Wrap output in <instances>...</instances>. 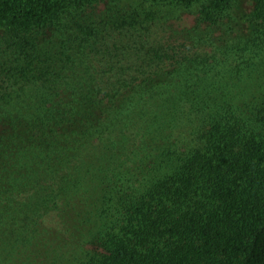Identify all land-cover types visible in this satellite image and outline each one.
<instances>
[{
    "label": "trees",
    "instance_id": "16d2710c",
    "mask_svg": "<svg viewBox=\"0 0 264 264\" xmlns=\"http://www.w3.org/2000/svg\"><path fill=\"white\" fill-rule=\"evenodd\" d=\"M0 264H264V0H0Z\"/></svg>",
    "mask_w": 264,
    "mask_h": 264
},
{
    "label": "rangeland",
    "instance_id": "374dc122",
    "mask_svg": "<svg viewBox=\"0 0 264 264\" xmlns=\"http://www.w3.org/2000/svg\"><path fill=\"white\" fill-rule=\"evenodd\" d=\"M128 3H130L132 1V3H135L136 0H126Z\"/></svg>",
    "mask_w": 264,
    "mask_h": 264
}]
</instances>
